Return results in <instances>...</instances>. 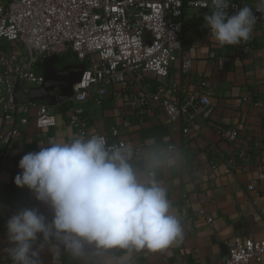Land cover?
I'll return each mask as SVG.
<instances>
[{"label":"crops","instance_id":"1","mask_svg":"<svg viewBox=\"0 0 264 264\" xmlns=\"http://www.w3.org/2000/svg\"><path fill=\"white\" fill-rule=\"evenodd\" d=\"M253 2L257 5L258 0ZM206 14L210 12L186 7L183 48L168 74L163 78L151 72L144 74V82L152 88L159 84L171 87V96L179 103L190 97L208 96L209 112H197V134L183 135L182 117L168 118L159 105L134 106L131 103L134 87L122 90L108 86L103 97H95L94 92L82 104V121L89 133L107 134L110 140L132 144L157 137L178 144L184 151L185 166L163 178L174 210L182 217L184 240L165 252L142 254L137 264H224L228 240L264 239V180L260 182L256 205L250 202L246 190L257 172H264V19L256 23L247 42L250 52L243 53L238 49L239 44L225 47L216 44L205 25ZM15 48L13 42L0 40V53ZM183 56L193 60L189 72L182 71ZM64 63L67 62L58 66ZM4 69L0 63V73ZM244 94H251L257 105L242 102ZM67 111V101L58 104L54 126L39 128L31 123L22 126L0 158V264H12L6 252L12 246L6 227L11 215L21 208H36L51 219L47 205L14 181L21 172L18 162L24 154L39 151L51 139L61 142L72 139L78 129L64 123ZM14 121L3 118L0 109V129L10 127ZM112 127L117 128L116 135L110 134ZM231 128L238 130L233 142L222 135ZM240 151L246 152V159L238 157ZM218 152L234 159L236 166L232 173L224 172ZM211 162L216 168H210ZM38 238L41 239L39 234ZM41 260L42 264H53L47 250L41 253ZM59 264L79 262L65 253Z\"/></svg>","mask_w":264,"mask_h":264},{"label":"built area","instance_id":"2","mask_svg":"<svg viewBox=\"0 0 264 264\" xmlns=\"http://www.w3.org/2000/svg\"><path fill=\"white\" fill-rule=\"evenodd\" d=\"M200 0H0V40L13 42L14 50L0 53L4 71L0 73V109L5 119L14 118L8 128L0 129V158L19 134L22 126L34 124L43 128L54 126L58 104L29 100L16 103L13 91L20 81L25 88L40 86L44 81L41 62L52 54L72 53L77 61L86 62L80 79L72 85L67 100L68 111L64 123L78 131L73 135H86L82 104L94 92L95 97L107 94L108 86L122 90L135 88L131 97L134 106L159 105L170 119L182 117L183 135L197 134V112L207 114L210 100L207 95L190 97L184 103L172 98V88L159 84L155 88L144 82L145 72L165 77L172 63L182 51L183 13L186 7L210 12L208 7L196 6ZM249 4L257 22L264 19V11L255 8L253 0H230L228 15L235 14ZM210 33V31H209ZM243 53L250 52L247 43L238 45ZM193 60L183 56L181 68L189 72ZM242 102H252L251 94H244ZM112 127L110 134L116 135ZM238 130L231 128L222 135L233 142ZM109 143L125 144L123 140ZM72 137V138H73ZM214 149L218 151L215 145ZM222 158L224 172L232 173L236 163L232 157ZM246 159L244 151L238 153ZM210 168H216L210 163ZM264 172L259 170L246 186L248 198L257 204L260 182ZM208 221L211 218L207 219ZM39 237L42 239L41 234ZM224 264L264 262V239L234 237L226 242Z\"/></svg>","mask_w":264,"mask_h":264},{"label":"clouds","instance_id":"3","mask_svg":"<svg viewBox=\"0 0 264 264\" xmlns=\"http://www.w3.org/2000/svg\"><path fill=\"white\" fill-rule=\"evenodd\" d=\"M229 3L196 4L209 8L205 25L220 47L247 43L257 23L249 4L228 15ZM255 8L264 11V0ZM46 144L21 157L14 182L47 205L51 219L36 208L11 215L6 252L12 264H42L45 250L53 264L65 253L79 264H137L142 254L162 253L184 240L182 217L163 183L186 164L178 144L157 137L109 143L101 134Z\"/></svg>","mask_w":264,"mask_h":264},{"label":"water","instance_id":"4","mask_svg":"<svg viewBox=\"0 0 264 264\" xmlns=\"http://www.w3.org/2000/svg\"><path fill=\"white\" fill-rule=\"evenodd\" d=\"M60 54H52L43 58L41 62L44 81L40 86L25 88L20 81L16 82L13 97L16 103L29 100L46 101L51 105L62 104L72 95V85L80 79L86 62H62Z\"/></svg>","mask_w":264,"mask_h":264},{"label":"rangeland","instance_id":"5","mask_svg":"<svg viewBox=\"0 0 264 264\" xmlns=\"http://www.w3.org/2000/svg\"><path fill=\"white\" fill-rule=\"evenodd\" d=\"M62 62H72V61H76V57L72 54V53H66L64 55H62Z\"/></svg>","mask_w":264,"mask_h":264}]
</instances>
